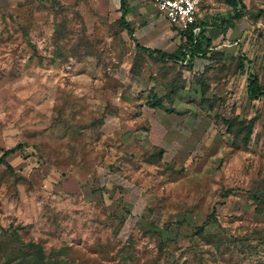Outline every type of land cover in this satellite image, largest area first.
<instances>
[{"label":"rangeland","instance_id":"obj_1","mask_svg":"<svg viewBox=\"0 0 264 264\" xmlns=\"http://www.w3.org/2000/svg\"><path fill=\"white\" fill-rule=\"evenodd\" d=\"M242 1L235 21L207 0L212 50L190 65L138 48L182 45L152 0H130L133 38L120 0H0V148L23 146L0 165V264L32 243L70 264H264V0Z\"/></svg>","mask_w":264,"mask_h":264},{"label":"trees","instance_id":"obj_2","mask_svg":"<svg viewBox=\"0 0 264 264\" xmlns=\"http://www.w3.org/2000/svg\"><path fill=\"white\" fill-rule=\"evenodd\" d=\"M227 3L229 6H231L235 10V15L232 17V20H240L243 18L244 13L242 10L246 9V5H244L242 0H227ZM121 19L120 24L121 26L127 30L128 34L133 38L134 32L131 26L129 25V22L127 20V17L130 12V1L129 0H121ZM232 21L227 22L228 24H231ZM200 26L202 27V32L196 37L192 33V30L181 32L178 31L179 35L181 36L182 45L179 49V53L175 55H168L167 53L163 51L158 50H151L147 48L141 47L139 44H137L138 48L142 51L146 52L147 54H154L158 55L163 60H169L172 62H184L187 59V55L190 54V60L189 64L192 65V63L197 58L202 57H208V54L212 50V41L211 39L207 38L204 33V23H200ZM245 60H240L239 68H241L242 72H244L245 68ZM249 95L251 98H264V87L260 84V81L257 76H251L249 79ZM156 106L160 104V101H155ZM225 123L228 125V130L231 131L236 139H240L245 143L248 144L251 137V127H247L244 124H240L238 126V129L236 130L234 127L233 122L225 121ZM23 146L19 145L15 148L9 149V150H3L0 148V153H2V156L0 157V165H3L8 168V170L14 174V170L11 167V165L8 163V158L15 154L19 149H21ZM254 200L261 202L264 205V190L260 191L259 193H256L253 195ZM212 218V217H211ZM211 218L208 219V221L205 223L204 226L200 227L199 230H203L205 226H207ZM63 251L58 250H52L50 254L46 252L43 246L38 245L36 243L30 244L28 247V251L26 253H23V258L18 262V264H70L69 261H66L62 259ZM27 260V261H26ZM10 261H8L7 264H9Z\"/></svg>","mask_w":264,"mask_h":264},{"label":"built area","instance_id":"obj_3","mask_svg":"<svg viewBox=\"0 0 264 264\" xmlns=\"http://www.w3.org/2000/svg\"><path fill=\"white\" fill-rule=\"evenodd\" d=\"M207 0H152L156 13L173 29L181 32L192 30L194 36L202 32L199 14ZM190 54L183 63H188Z\"/></svg>","mask_w":264,"mask_h":264},{"label":"crops","instance_id":"obj_4","mask_svg":"<svg viewBox=\"0 0 264 264\" xmlns=\"http://www.w3.org/2000/svg\"><path fill=\"white\" fill-rule=\"evenodd\" d=\"M130 1V0H129ZM120 8H121V0H120ZM130 13V12H129ZM129 16V15H128ZM199 17H200V14H199ZM160 18V21H162V22H167L166 20H164V19H162L161 17H159ZM168 23V22H167ZM202 23H204V22H202ZM169 24V23H168ZM170 25V24H169ZM170 27H171V25H170ZM206 28H208V27H205L204 26V31H205V29ZM173 29V28H172Z\"/></svg>","mask_w":264,"mask_h":264}]
</instances>
